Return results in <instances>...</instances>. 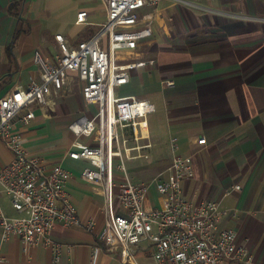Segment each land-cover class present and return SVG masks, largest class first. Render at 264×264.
<instances>
[{
  "label": "crops",
  "instance_id": "0c3cea01",
  "mask_svg": "<svg viewBox=\"0 0 264 264\" xmlns=\"http://www.w3.org/2000/svg\"><path fill=\"white\" fill-rule=\"evenodd\" d=\"M83 10L87 21L78 23L77 14ZM146 11H154L153 36L141 41L136 51L118 54H151L155 62L134 69L131 81L117 90L119 95L141 93L139 97L156 106L157 116L148 117V127L142 128L141 143H152L144 150L157 157V172L163 171L175 154L171 138L177 137L176 153L194 154L195 173L183 181L185 195L214 199L230 209L222 225L248 241L255 264H264V0H161L156 9ZM107 19L104 0H0V96L41 79L35 53L56 61L62 55L57 34L75 46L92 37ZM149 66L154 67V85L142 83L141 74ZM167 79L175 85L162 84ZM98 106L84 100L82 81L70 71L55 103L36 106L33 119L17 118L14 127L21 131L29 153L44 157L47 169L60 163L69 170L67 189L79 215L95 218L100 228L106 211L120 208L118 188L109 203L103 185L82 175L88 161L68 155L77 139L97 143V132L79 137L70 125L83 116L93 118ZM126 133L132 137L138 131L127 128ZM201 137L205 144L197 142ZM12 158L0 139V163ZM0 203L9 216L22 215L1 186ZM155 203L152 188L149 204ZM51 240L61 247L59 264H93L98 238L84 226L57 223ZM0 255V264H55L54 251L44 238L27 245L16 234L3 239L1 230ZM96 264H154V257L146 244L136 249L130 262L103 247Z\"/></svg>",
  "mask_w": 264,
  "mask_h": 264
},
{
  "label": "built area",
  "instance_id": "2783aa9c",
  "mask_svg": "<svg viewBox=\"0 0 264 264\" xmlns=\"http://www.w3.org/2000/svg\"><path fill=\"white\" fill-rule=\"evenodd\" d=\"M104 1L108 19L92 37L71 46L63 34H57L62 55L56 61L44 58L39 51L35 53L41 79L33 78L25 89L0 96V139L13 154L9 163H0V186L14 209L22 213L9 216L0 203L2 238L16 234L27 245L44 238L54 251L55 264H59L61 247L51 240V233L61 223L67 227L84 226L96 233L93 264L103 247L118 251L122 261L130 262L143 244L153 252L154 264H255L248 241H241L235 229L222 225L229 210L220 201L194 200L185 195L183 181L195 173L194 157L176 153L177 137L171 138L175 152L172 161L160 175L150 182L124 176L127 160L150 157L144 149L152 147V143H141L142 128L148 127V115L156 111V106L135 94L119 95L117 90L131 81L134 69L155 60L120 57L118 53L136 51L141 41L153 36L154 11L146 9H156L161 0ZM87 15V11H80L77 22L87 21ZM70 71L82 81L84 100L98 102L99 106L93 118L83 116L70 125L79 137L97 132V143L77 139L76 148L68 155L88 161L82 175L103 185L109 203L114 188H118L120 208L116 212L107 210L100 228L95 218L85 220L79 215L67 189L69 170L60 163L47 169L44 157L29 153L21 131L14 127L17 118L33 119L36 106L55 103L69 82ZM164 82L175 85L172 79ZM127 128L138 133L130 137ZM131 140L136 143L131 144ZM197 142L205 144L207 140L201 137ZM118 172L122 177L115 176ZM152 188L157 193L154 205L149 204Z\"/></svg>",
  "mask_w": 264,
  "mask_h": 264
},
{
  "label": "rangeland",
  "instance_id": "374dc122",
  "mask_svg": "<svg viewBox=\"0 0 264 264\" xmlns=\"http://www.w3.org/2000/svg\"><path fill=\"white\" fill-rule=\"evenodd\" d=\"M169 19L171 20V17H169ZM143 49L147 50L146 47L144 48V45H143ZM146 56L148 57H143V58H146V59L150 58V59L155 60L153 57H149L151 56V54H146ZM153 68L154 67L149 66L145 69L146 71L144 70V72L141 74V78L143 80L142 83L154 85V83L157 82V79L154 80V77H153L154 75L152 74V71H154ZM147 75H148V79H146ZM162 84L169 86L168 83L167 82L165 83L164 81L162 82ZM138 94H140L139 96L142 95L141 93H138ZM149 94H152V93H149ZM153 100L156 101V98L154 97ZM155 103H157V101ZM153 116H157V112L153 114L151 113L148 115V117L150 118H152ZM193 157H194V154H193ZM139 158H143V159H139ZM139 158L134 159L133 162L129 161L126 164L127 172L124 174V176H127L128 178L136 182H150L149 181L150 178L153 179L156 176L160 175L162 172H164L167 169V167L171 163L170 162L168 164L165 170L163 171L160 170L157 172V157L154 158L150 156L149 158H146V157H139ZM238 188H240V185H236V189Z\"/></svg>",
  "mask_w": 264,
  "mask_h": 264
}]
</instances>
